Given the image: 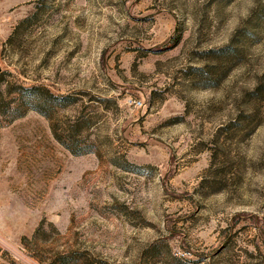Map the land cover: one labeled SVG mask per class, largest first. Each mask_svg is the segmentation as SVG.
Listing matches in <instances>:
<instances>
[{
    "label": "rangeland",
    "instance_id": "374dc122",
    "mask_svg": "<svg viewBox=\"0 0 264 264\" xmlns=\"http://www.w3.org/2000/svg\"><path fill=\"white\" fill-rule=\"evenodd\" d=\"M0 264H264V0H0Z\"/></svg>",
    "mask_w": 264,
    "mask_h": 264
}]
</instances>
